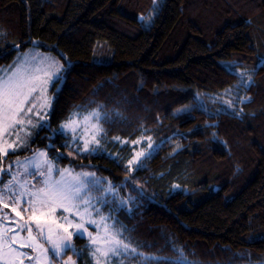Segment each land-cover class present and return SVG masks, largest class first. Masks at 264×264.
<instances>
[{"label":"trees","instance_id":"1","mask_svg":"<svg viewBox=\"0 0 264 264\" xmlns=\"http://www.w3.org/2000/svg\"><path fill=\"white\" fill-rule=\"evenodd\" d=\"M151 6L152 0H0V29L7 33L0 36V47L15 42L24 51L35 46L58 57L64 53L73 62L50 118L52 127L74 105L91 109L96 105L90 101L96 100L121 113L105 124L107 138L136 139L142 125L153 130L144 135L171 137L126 182L130 148L106 145L123 157L118 164L105 155L67 158L66 149L59 148L64 137L58 134L52 141L65 153L56 160L59 165L90 163L115 185L142 186V196L130 190L139 197L131 211L124 207L116 213L119 224L143 242L142 252L178 257L170 244L165 246L171 239L187 260L199 264H248L249 259L259 264L264 261V239L259 238L264 234V66L257 64L264 57V0H166L149 26L138 17L147 16ZM30 38L37 43L24 42ZM14 55L0 59V65ZM231 60L239 61L237 69H256L250 73L253 82L240 89V95L251 97L242 105V118L211 114L224 105L210 97L239 79L221 66L220 61ZM198 92L208 112L194 108L172 114ZM213 121L215 127L205 126ZM177 131L184 135H173ZM50 134L41 130L31 145L44 147L49 141L41 137ZM177 144L180 149L169 155ZM49 155L55 157V150ZM250 235L257 238L249 240ZM74 239L83 253L78 262L92 264L86 239Z\"/></svg>","mask_w":264,"mask_h":264},{"label":"snow or ice","instance_id":"2","mask_svg":"<svg viewBox=\"0 0 264 264\" xmlns=\"http://www.w3.org/2000/svg\"><path fill=\"white\" fill-rule=\"evenodd\" d=\"M165 3L166 0H152L148 15L141 14L138 17L140 22L147 21L150 26L155 17L163 11ZM6 34V31L0 29V36ZM24 42L35 45L37 40L30 38ZM20 48L21 44L15 42L0 47V59L15 52L11 61L0 65V179L5 173L10 177L0 185V264H53V255L61 259V264H77L83 253L73 244V237L79 235L83 238L84 233L88 235L85 247L89 249L88 256L92 264H116V261H119V264H128L129 259L136 260V264H144L148 260H153L156 264H160V261H164V264H199L198 261L187 260L183 248L175 245L171 239H166L165 246L170 244L173 250L178 252V257H161L142 252L140 249L144 246L143 242L135 241L130 234L131 230L119 224L116 215L124 207L131 211L139 197L131 193L122 196L119 193L123 185H115L107 178L98 177L94 171H85V168L95 167L90 163L78 165L80 171H76L71 161L64 167L55 163L56 160L65 158V153L59 150L64 148L67 158L105 155L119 164L123 160L120 153H113L106 148L107 144L119 145L131 150L129 158L124 160L126 182L131 179L134 171L142 168L145 160L152 158L171 137L165 136L157 140L152 135H144L143 133L153 130L142 125L139 129L142 134L136 139L122 138L119 135L107 138L109 129L105 124L112 123L114 117L121 116V113L119 109H109L103 102L96 100L90 101L96 106L87 113L77 111L84 107L83 105H74L73 110L60 121L58 127H52L50 118L55 112L56 101L73 62L64 53H60L58 57L49 52H42L39 48L23 52ZM220 63L225 71L234 73L239 79L234 86L210 97L213 103L224 105L211 114L242 118V105L250 101L251 97L240 95V89H247L253 82L250 73L256 69H237L235 66L239 63L238 60ZM260 66H264V57L260 58L257 68ZM57 81L60 83L57 84ZM101 86L102 84L97 87ZM202 95L196 93L192 103L174 109L172 114L191 112L194 108L208 112ZM220 96L227 99L221 101ZM159 120L158 115L157 121ZM216 123L213 121L205 126L215 127ZM45 128L51 134L41 139H47L49 143L42 148H32L30 156L16 157L14 161L9 162L7 169L3 167V161L10 152L27 148L31 140ZM58 134L64 137L59 148L52 143ZM173 135L182 136L184 133L177 131ZM212 135L216 138L217 134L213 132ZM180 147L181 145L177 144L169 155L175 154ZM52 150H55V157L49 155ZM13 164L16 166L15 170ZM30 165L34 166L37 174L29 172ZM57 171L58 177L54 175ZM29 175H33L32 180L25 178ZM36 181H39V184ZM177 187L180 186L173 185V188ZM134 190L140 196L143 195L144 190L139 184ZM105 206H109L106 213L103 211ZM8 207H11V211L19 219L13 220L4 211ZM18 209L29 214L25 218ZM58 210L65 215L58 217ZM89 225L96 226V233L89 231ZM25 230L27 235L22 234ZM256 238L250 235L249 240ZM259 238L264 239V234H260ZM68 250L72 251V255L62 259ZM227 264H232V261L229 260ZM248 264L253 262L249 259ZM259 264H264V261Z\"/></svg>","mask_w":264,"mask_h":264},{"label":"rangeland","instance_id":"3","mask_svg":"<svg viewBox=\"0 0 264 264\" xmlns=\"http://www.w3.org/2000/svg\"><path fill=\"white\" fill-rule=\"evenodd\" d=\"M31 48H38V47H35V46H31V47H29V48H27V49H31ZM26 49V50H27ZM40 51H42V52H49V51H43V50H41L40 49ZM21 52H23V51H21ZM49 53H51V52H49ZM52 54V53H51ZM60 83V82H59ZM89 109H82V108H80V109H78L77 111H79L80 113H87V111H88ZM13 139H15V137L13 136ZM32 142H36L37 143V141H36V139H32L31 140V142H30V144L28 145V147L27 148H25L24 150H26V149H29V147L32 149V148H35V147H33L32 145H31V143ZM145 147H146V145H144ZM38 147H43V146H38ZM24 150H17V151H13V152H10V153H19L20 151H24ZM9 153V154H10ZM9 154L7 155V157H6V159L3 161V167L5 168V169H7V167L9 166V162L10 161H14L15 159H16V157L14 158L13 156H11L10 158H9ZM31 155V152L30 153H27V154H25V155H23V156H19V157H21V158H23V157H25V156H30ZM7 158H8V160H7ZM55 163L59 166V167H64V166H66V165H68V164H66V165H59L56 161H55ZM12 167H13V170H15V165L13 164L12 165ZM73 167H75L76 168V171H80L81 169L79 168V167H77L76 165H73ZM85 171H94V172H96V174H97V176L98 177H104V178H107L108 180H110L109 179V177H107L106 175H104V174H102V173H100L99 171H97L96 169H91V168H85L84 169ZM29 172H32L33 173V175H35V174H37L36 173V170H35V168H34V166H29ZM33 175H29V176H27V177H25L26 179H28V180H32L33 179ZM54 175L55 176H59V172L57 171V172H55L54 173ZM9 175L7 174V173H5V174H3V176H2V179H0V185H2L3 184V182H6V181H8L9 180ZM132 181H135V179H132ZM36 183L37 184H39V181H36ZM129 189L125 186V184H123V186H122V188H124V190H125V195H122V189L120 188V195H122V196H127L129 193H130V190L132 189V192H133V190L135 189L132 185H131V182H130V184H129ZM101 191H102V189H101ZM109 199H111V197H109ZM14 206V205H13ZM18 210H20V211H22L21 209H18ZM4 211L5 212H7L12 218H13V220H15V219H19V217H16L15 216V213H13L12 211H11V207H8V208H5L4 209ZM103 211L106 213V212H108V206H105L104 208H103ZM29 213H26V212H23L22 211V215L23 216H25V218L27 217V215H28ZM56 215L59 217V216H62V215H65V213H63L62 211H60V210H58L57 211V213H56ZM7 222V221H6ZM59 222H63V221H59ZM89 227V231H91V232H93V233H96V231H97V229H96V226L95 225H89L88 226ZM23 235H27V232H26V230L22 233ZM75 236H79V235H74V237H73V244L75 245V247L77 246V245H79V243H76L75 242ZM80 237V236H79ZM83 238H85L86 239V241H87V243H88V235H87V233H84V235H83ZM50 247V246H49ZM50 255H52V253L50 252ZM66 255V256H65ZM68 255H72V251L71 250H68V251H66L65 253H64V255H63V258L62 259H66L67 258V256ZM53 264H61V259H57L54 255H53ZM77 264H80L79 262H78V260H77Z\"/></svg>","mask_w":264,"mask_h":264}]
</instances>
